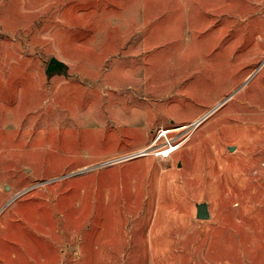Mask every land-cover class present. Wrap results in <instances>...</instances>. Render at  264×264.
Returning <instances> with one entry per match:
<instances>
[{
  "label": "rangeland",
  "instance_id": "obj_1",
  "mask_svg": "<svg viewBox=\"0 0 264 264\" xmlns=\"http://www.w3.org/2000/svg\"><path fill=\"white\" fill-rule=\"evenodd\" d=\"M263 64L264 0H0V264H264Z\"/></svg>",
  "mask_w": 264,
  "mask_h": 264
},
{
  "label": "water",
  "instance_id": "obj_2",
  "mask_svg": "<svg viewBox=\"0 0 264 264\" xmlns=\"http://www.w3.org/2000/svg\"><path fill=\"white\" fill-rule=\"evenodd\" d=\"M264 65V64H263ZM68 72H69V68L68 66H66L64 63L53 59L50 63L49 69L47 71V77L48 79H52L55 76H59V77H68ZM223 106V105H222ZM218 107L217 110H215L214 112H212V114L208 115L207 117H205L204 119H202L201 121L197 122L196 124V128H199L203 125V123H205L210 117H212V115L214 113H216L218 110H220V108L222 107ZM235 149L231 148L230 152H233ZM149 153L143 152L141 154L136 155L133 158L130 159H125V160H121V162H128V161H132V160H136L139 158H144L146 156H148ZM121 162H117L116 164H119ZM197 217H198V221H204V222H209L211 221L212 217L210 216V210H209V205L208 204H203V205H199L197 208Z\"/></svg>",
  "mask_w": 264,
  "mask_h": 264
},
{
  "label": "bare ground",
  "instance_id": "obj_3",
  "mask_svg": "<svg viewBox=\"0 0 264 264\" xmlns=\"http://www.w3.org/2000/svg\"><path fill=\"white\" fill-rule=\"evenodd\" d=\"M177 151V149L173 148L171 150H168L165 154H162L161 156H168V155H172L173 153H175Z\"/></svg>",
  "mask_w": 264,
  "mask_h": 264
}]
</instances>
